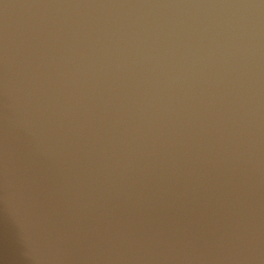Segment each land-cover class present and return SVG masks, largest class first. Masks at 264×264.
I'll return each mask as SVG.
<instances>
[{
	"label": "water",
	"instance_id": "1",
	"mask_svg": "<svg viewBox=\"0 0 264 264\" xmlns=\"http://www.w3.org/2000/svg\"><path fill=\"white\" fill-rule=\"evenodd\" d=\"M0 264H264V0H0Z\"/></svg>",
	"mask_w": 264,
	"mask_h": 264
}]
</instances>
